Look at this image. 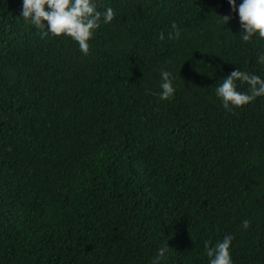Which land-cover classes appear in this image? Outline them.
<instances>
[{
  "label": "trees",
  "instance_id": "1",
  "mask_svg": "<svg viewBox=\"0 0 264 264\" xmlns=\"http://www.w3.org/2000/svg\"><path fill=\"white\" fill-rule=\"evenodd\" d=\"M104 4L85 54L0 0V264H151L166 242L160 264H207L226 234L233 264H264V95L214 92L264 75V38H239L227 0Z\"/></svg>",
  "mask_w": 264,
  "mask_h": 264
},
{
  "label": "clouds",
  "instance_id": "2",
  "mask_svg": "<svg viewBox=\"0 0 264 264\" xmlns=\"http://www.w3.org/2000/svg\"><path fill=\"white\" fill-rule=\"evenodd\" d=\"M230 9L237 13L239 20V38L250 41L253 36L264 38V0H227ZM98 0H21L20 15L26 22L40 29V36L64 35L77 42L82 53L89 49V39L101 23H108L114 16L111 5L104 4L101 11L97 7ZM224 24L230 20L229 14L217 15ZM169 38L175 34L176 25L172 22ZM163 39V34L160 35ZM256 61L264 65V50H259ZM158 96L170 99L174 94L173 76L169 69L161 68ZM238 85L242 87H238ZM215 95L223 107L231 110L252 101L257 96L264 95V75L249 72L237 67L232 69L216 85ZM249 221H241L247 227ZM231 234H226L221 240L209 246L204 241V249L208 257L207 264H233L230 256ZM168 244L163 243L151 257V264H160L166 259Z\"/></svg>",
  "mask_w": 264,
  "mask_h": 264
}]
</instances>
